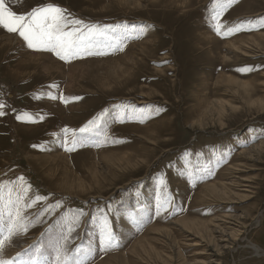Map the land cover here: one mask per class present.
Wrapping results in <instances>:
<instances>
[{
    "label": "rangeland",
    "instance_id": "1",
    "mask_svg": "<svg viewBox=\"0 0 264 264\" xmlns=\"http://www.w3.org/2000/svg\"><path fill=\"white\" fill-rule=\"evenodd\" d=\"M5 3L17 14L55 3L86 22L146 27L123 51L68 61L0 27V183L24 177L29 196L45 198L27 209V232L8 242L15 252L2 255L53 264L57 233L42 234L82 210L69 264L85 256V264H264V28L217 34L211 18L224 0ZM260 18L264 0H237L220 22ZM141 111L143 123L134 118ZM91 121L100 134L65 150L63 129ZM203 168L214 170L201 179ZM165 198L171 207L157 213ZM102 211L112 247L100 242Z\"/></svg>",
    "mask_w": 264,
    "mask_h": 264
},
{
    "label": "snow or ice",
    "instance_id": "2",
    "mask_svg": "<svg viewBox=\"0 0 264 264\" xmlns=\"http://www.w3.org/2000/svg\"><path fill=\"white\" fill-rule=\"evenodd\" d=\"M237 2V0H224V3L218 4V11L211 18L213 21L214 30L217 34L226 36L235 34L242 30H253L246 28L245 24L251 25L255 23L258 27L264 28V18L259 20L242 22L225 28V25L220 22V16L223 9ZM0 27L9 33H18L19 37L26 42L29 49L36 51H50L55 53L61 60H71L72 58H84L86 56L107 55L112 51H123L129 40L140 38L145 34L146 26H140L139 29L135 25L128 24H100L86 22L83 19H78L68 13L66 9L58 6L55 3H47L44 6L32 8L25 14H17L12 11L5 3V0H0ZM131 28V30H130ZM56 84L49 86L50 89L58 88ZM49 98L56 100L58 97L49 93ZM72 100L82 99L81 97H72ZM68 103V100H64ZM5 105L0 103V116L4 115ZM135 113V109H133ZM159 109L155 108L152 113H158ZM119 118V117H118ZM134 118L139 119L143 123L145 113L141 111ZM147 118H151V114ZM23 119V117H17ZM100 119L99 117L97 118ZM34 122V121H31ZM100 125L97 121H91L89 125L80 128L79 130L63 129L64 136L60 137L65 150L74 151L75 145L83 146L87 139V134L94 133L99 135ZM71 131L69 137L67 133ZM73 145L68 147V145ZM214 169H201V179L204 175H211ZM24 181V177H18L15 182L7 181L0 183V264H47V257L32 258L24 260L18 258L15 260L3 259L2 254L6 243L10 242L12 237L21 232H27L28 228L34 223L31 216L27 215V209L31 208L37 201L44 200V197L36 196L34 199L29 196L31 185L20 183ZM171 200L165 198L163 202L157 201V213L164 208L165 210L171 207ZM57 204H48L42 211H39L35 219H42L53 215ZM82 210L69 217L67 215L58 217L45 230L43 236L56 231L55 240V257L53 264H69V257L65 252L66 245L72 233L80 226L79 217L82 215ZM135 223L134 218H130ZM100 242L102 246L112 247L118 243L113 229L109 225L108 213L102 211ZM43 243V240H41ZM80 249H77L79 252ZM39 252V249H37ZM21 254H18V257ZM84 258L75 259L71 264H85Z\"/></svg>",
    "mask_w": 264,
    "mask_h": 264
},
{
    "label": "bare ground",
    "instance_id": "3",
    "mask_svg": "<svg viewBox=\"0 0 264 264\" xmlns=\"http://www.w3.org/2000/svg\"><path fill=\"white\" fill-rule=\"evenodd\" d=\"M8 37V36H7ZM207 39L208 40H210V37H207ZM11 41V40H10ZM237 48H239V49H242L241 48V46L240 45H237ZM37 57H39V56H37ZM35 60H37V59H35ZM38 61V60H37ZM231 77V80H235L236 82H237V80H236V78L235 77H233V76H230ZM0 236H2V235H0ZM251 246H252V248H254L255 250H257V251H259V253H260V251H262V250H260L259 249V247L257 246V245H255L254 243H251ZM15 251H14V249H12V247H11V245H9L8 243H6V245H5V248H4V251H3V253H5L4 255H11L12 253H14ZM3 256V255H2ZM3 257H5V256H3ZM2 257V258H3ZM6 258V257H5ZM18 258H23V256L22 255H20L19 257L17 256V257H15V259H18ZM4 259V258H3ZM6 259H8V258H6ZM14 259V260H15ZM24 260H26L25 258H23ZM47 264H49V259L47 258Z\"/></svg>",
    "mask_w": 264,
    "mask_h": 264
}]
</instances>
